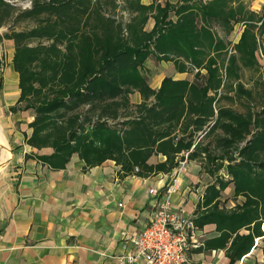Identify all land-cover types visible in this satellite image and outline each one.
I'll return each mask as SVG.
<instances>
[{"label":"trees","instance_id":"obj_1","mask_svg":"<svg viewBox=\"0 0 264 264\" xmlns=\"http://www.w3.org/2000/svg\"><path fill=\"white\" fill-rule=\"evenodd\" d=\"M17 1L0 0V26L13 41L19 76L11 110L32 109L26 143L52 149L32 157L51 170L64 169L75 153L85 169L112 160L120 177L170 173L197 161L213 182L194 223L218 233L197 251L223 250L235 264L259 244L264 260V67L259 96L240 81L242 69L261 68L264 13L244 0H28L25 8ZM238 23L244 29L232 44L226 37ZM149 56L194 73V81L164 78L153 90L142 74ZM134 92L141 103L130 102ZM158 154L165 160L148 164ZM230 185L243 200L227 208L220 198Z\"/></svg>","mask_w":264,"mask_h":264},{"label":"crops","instance_id":"obj_2","mask_svg":"<svg viewBox=\"0 0 264 264\" xmlns=\"http://www.w3.org/2000/svg\"><path fill=\"white\" fill-rule=\"evenodd\" d=\"M166 1L177 0H157L162 5ZM262 4L264 0H252L250 10L258 13ZM240 24L226 37L232 44L244 29ZM153 25L149 19L145 29L150 31ZM5 32L0 26V264H119V256L130 249L128 237L143 230L176 175L179 188L170 203L193 215L213 182L197 161L184 160L170 173L120 177V166L112 160L85 169L75 153L64 169L51 170L33 158V154H51L52 149L36 150L26 143L32 133V109L11 110L20 89L12 65L14 44L3 38ZM261 43L264 50V40ZM142 74L153 90L164 78L194 81V73L178 72L171 61H157L153 56L144 62ZM129 98L132 104L142 102L138 92ZM164 160L161 154L152 155L148 164ZM150 188L156 193L150 194ZM217 235L213 225L205 226L201 244ZM227 262L223 250L188 253V264ZM235 264H264L259 244Z\"/></svg>","mask_w":264,"mask_h":264},{"label":"built area","instance_id":"obj_3","mask_svg":"<svg viewBox=\"0 0 264 264\" xmlns=\"http://www.w3.org/2000/svg\"><path fill=\"white\" fill-rule=\"evenodd\" d=\"M178 188L176 175L143 230L128 237L131 246L119 256V264H188L189 251L201 246V229L195 225L193 215L171 205L169 199ZM149 193L155 194L156 190L150 188Z\"/></svg>","mask_w":264,"mask_h":264},{"label":"rangeland","instance_id":"obj_4","mask_svg":"<svg viewBox=\"0 0 264 264\" xmlns=\"http://www.w3.org/2000/svg\"><path fill=\"white\" fill-rule=\"evenodd\" d=\"M9 1V0H8ZM244 2L247 4V6L250 8L252 0H244ZM12 3V2H11ZM17 7L20 8H25L28 5V0H23V1H17L14 3ZM258 13L261 15L264 13V4L261 5L260 9L258 10ZM173 19L174 17L171 16ZM21 26V27H20ZM24 25H16L14 28L15 29H20L22 28ZM261 41L264 40V33L261 36ZM2 51V47L0 45V52ZM257 60L261 66V68L259 70H249V69H242L241 70V79L240 81L244 84V87L247 89H251L253 91V95L254 96H259L261 89H262V85L261 82L263 80L262 77V68L264 67V54L262 53H258L257 55ZM228 96H233V93H229ZM244 100V99H242ZM243 102V101H242ZM226 105H231L234 108H237L239 110L243 109L242 105L240 102H233V101H229L227 99H223V102ZM242 198H238V199H234L233 197V193H232V186H229L225 191L222 192L221 195V205L227 208H230L232 206H234V204L236 203H240L242 202Z\"/></svg>","mask_w":264,"mask_h":264}]
</instances>
